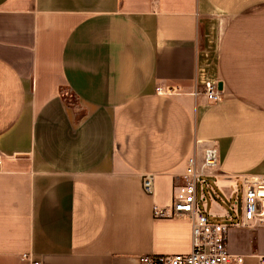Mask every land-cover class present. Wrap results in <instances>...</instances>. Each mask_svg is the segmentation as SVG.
Returning <instances> with one entry per match:
<instances>
[{"label": "crops", "instance_id": "obj_1", "mask_svg": "<svg viewBox=\"0 0 264 264\" xmlns=\"http://www.w3.org/2000/svg\"><path fill=\"white\" fill-rule=\"evenodd\" d=\"M197 142L223 191L264 176V0H0V264L189 253L191 222L153 209ZM227 250L260 264L264 225Z\"/></svg>", "mask_w": 264, "mask_h": 264}, {"label": "built area", "instance_id": "obj_2", "mask_svg": "<svg viewBox=\"0 0 264 264\" xmlns=\"http://www.w3.org/2000/svg\"><path fill=\"white\" fill-rule=\"evenodd\" d=\"M161 95L163 90L156 89ZM202 95L212 103L221 101L222 94L216 83H204ZM218 151L215 146L198 148L195 144L193 153L188 157L182 182L174 191L170 211L153 209L155 217H175L191 222V250L187 254L147 255L138 259L139 264H242L243 258L233 256L227 250V234L233 227L253 231L264 225V176L241 175L235 184L227 188L228 201L233 193L238 194L237 202L230 203L226 209V220L217 222L210 219L201 208L200 202L206 201L204 190H212L218 177ZM153 176L141 178V188L145 195L152 194ZM199 190L201 195H199ZM31 264L30 256L23 255ZM264 264V257L260 258Z\"/></svg>", "mask_w": 264, "mask_h": 264}, {"label": "rangeland", "instance_id": "obj_3", "mask_svg": "<svg viewBox=\"0 0 264 264\" xmlns=\"http://www.w3.org/2000/svg\"><path fill=\"white\" fill-rule=\"evenodd\" d=\"M68 102V100H72L70 99L69 95L67 94V96L65 97ZM210 185L212 187V190H204V193H205V196H206V201L205 202H200V206L202 209L205 210V207L208 208V206L210 207V201L211 200H215L216 203L220 206H222L223 208L225 209H228L229 208V205L230 203L234 204L235 202H237V207L239 205V197H238V194L236 193H233L231 195V199L230 201H228V194H227V191H223L221 188H218L216 187L215 185H213L211 182H210ZM236 186H232L233 188V191H235L236 189L235 188H238L239 186V183H236L235 184ZM199 195H201V191L199 190Z\"/></svg>", "mask_w": 264, "mask_h": 264}, {"label": "trees", "instance_id": "obj_4", "mask_svg": "<svg viewBox=\"0 0 264 264\" xmlns=\"http://www.w3.org/2000/svg\"><path fill=\"white\" fill-rule=\"evenodd\" d=\"M64 94H65V91H63V99H65L66 101L67 99L65 98L66 96Z\"/></svg>", "mask_w": 264, "mask_h": 264}]
</instances>
